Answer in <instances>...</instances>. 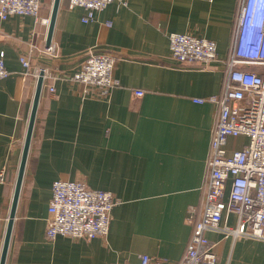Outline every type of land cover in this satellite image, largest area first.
<instances>
[{
	"label": "crops",
	"instance_id": "obj_1",
	"mask_svg": "<svg viewBox=\"0 0 264 264\" xmlns=\"http://www.w3.org/2000/svg\"><path fill=\"white\" fill-rule=\"evenodd\" d=\"M54 0L40 15L51 18ZM240 0H116L84 21L86 9L61 0L47 53L49 24L32 15L0 18V260L32 113L44 82L5 264H179L193 226L192 206L205 195L207 159L218 105L194 99L221 92ZM217 42L216 60L183 66L170 53L169 33ZM116 56L120 83L107 93L71 76L89 52ZM30 57L27 69L20 57ZM264 71L262 66H254ZM29 72V73H28ZM50 85L55 91L49 90ZM144 90L137 95L135 90ZM238 147L230 139L228 148ZM84 181L120 198L106 236L46 234L53 182ZM207 231L217 264H264V240Z\"/></svg>",
	"mask_w": 264,
	"mask_h": 264
},
{
	"label": "built area",
	"instance_id": "obj_2",
	"mask_svg": "<svg viewBox=\"0 0 264 264\" xmlns=\"http://www.w3.org/2000/svg\"><path fill=\"white\" fill-rule=\"evenodd\" d=\"M113 1L70 0V5L85 8L83 19L88 22ZM118 1L127 4V0ZM43 3L0 0V18L32 15L49 24L50 18L40 15ZM169 40L171 55L183 66H207L217 58V42L213 39L171 32ZM45 51L56 55L57 47L51 43ZM20 60L31 68L30 57L22 55ZM116 60L112 53L91 51L71 79L83 84L85 92L96 89L107 93L120 83L114 75ZM227 64L221 92L194 99L217 104L218 113L207 159L205 195L199 207L189 210L193 230L179 264H217L215 242L207 231L221 229L231 214L236 215L237 223L224 225L227 234L264 240V71L254 69L264 67V0H240ZM10 73L5 58L0 56V79ZM49 90L54 92L55 86L50 85ZM135 93L143 95L144 90ZM230 139L238 147L229 149ZM4 180L5 171H1L0 181ZM118 203L120 198L113 191L92 188L84 181L58 179L52 186L47 237L90 240L106 236ZM141 264H152V257L143 254Z\"/></svg>",
	"mask_w": 264,
	"mask_h": 264
},
{
	"label": "water",
	"instance_id": "obj_3",
	"mask_svg": "<svg viewBox=\"0 0 264 264\" xmlns=\"http://www.w3.org/2000/svg\"><path fill=\"white\" fill-rule=\"evenodd\" d=\"M60 1L61 0H54L53 1L52 14H51V18H50L48 36H47V46H49L52 42V37H53V32H54V28H55L56 17H57ZM43 82H44V72L42 71L39 75V78H38L36 94H35V98H34L32 113H31V117H30V122H29L26 140H25L23 155H22V159H21V163H20L17 182H16V186H15V192H14V197H13V201H12V205H11L8 227H7V231H6V236H5V241H4V246H3L0 264H5V262H6L10 237H11V233H12V227H13L16 209H17V205H18V201H19V197H20V191H21L22 182H23V178H24L26 162H27L28 153H29V149H30V143H31V139H32V133H33L34 123H35V119H36L38 104H39V100H40V96H41V92H42Z\"/></svg>",
	"mask_w": 264,
	"mask_h": 264
}]
</instances>
